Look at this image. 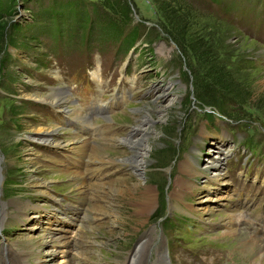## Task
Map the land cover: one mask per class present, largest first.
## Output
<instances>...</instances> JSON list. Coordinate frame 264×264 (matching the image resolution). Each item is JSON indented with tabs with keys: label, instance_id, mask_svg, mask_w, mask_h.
I'll return each instance as SVG.
<instances>
[{
	"label": "rangeland",
	"instance_id": "rangeland-1",
	"mask_svg": "<svg viewBox=\"0 0 264 264\" xmlns=\"http://www.w3.org/2000/svg\"><path fill=\"white\" fill-rule=\"evenodd\" d=\"M85 1L92 3L88 0ZM211 1L213 2H210V0H95L96 3L107 5L115 15L120 17L124 25L123 31L135 26L140 30V34L143 35V44L146 45V42H148L154 54L157 55L155 58L157 66L162 64V60L167 62L169 60L173 64L168 69L166 76L170 80H173V83L177 86L173 90V94L165 90L158 100L135 103L133 112H129L128 116L117 113L118 116L121 115L118 119L122 121L133 122V118L136 119L133 122L134 126L146 120L144 122L145 128L142 126L144 130L142 133L139 132L136 138L137 140L144 135V143L141 145L140 150L144 152L145 161H142V169L140 171L137 169L136 171L135 167H129L133 163H131L130 155H127L126 159L128 158L127 160L130 164H127L121 171V174L127 177L122 180L115 179L117 182L108 181L105 190L112 187L113 190L122 189L123 181L130 182V185L138 184L139 182L140 185L149 186L148 182L160 184L166 178V184L168 178H173L174 170L165 173L164 169L168 165L174 167L173 159L181 155L179 153L176 156L178 151L187 148L188 137L187 132L184 131L188 129V125L195 118L194 112L197 108L196 106H202L204 103H215L224 107L223 101L225 98L223 97H232L226 98L232 101L230 102L231 105L237 102L239 105L243 104L245 108L247 107L243 116L231 112L229 115L232 119L231 126L227 125L225 128L227 130L232 129L238 142L240 137L243 138L244 134L251 132V130H247V127L242 122L247 123V126L252 129V135L257 140H261L262 148L264 149V113H262L263 110L260 108L255 110L257 106L264 108V59H261V52H264V0H219L221 7H225L226 3L231 5V8L226 9L225 12L218 6L219 4L214 3L218 0ZM187 2L192 3L195 8L192 5H188ZM40 5L44 7L49 5L46 10L47 18L57 22L56 34H60L71 45L74 51H79L77 45L81 43L86 46V52L89 56L92 54V51L100 55L104 47L109 48L107 29L102 20L92 15V4H89L85 8L77 1L66 0H0V18L1 21H5V33L9 32L11 24L14 26L11 31L14 34L13 42L18 41L20 35L26 32L28 21L32 18L31 14L33 15V11ZM102 9L106 11V6H103ZM213 11L225 16L228 21L224 23L221 20L215 19ZM27 12L30 13L28 21L23 20L26 19ZM134 15H137L138 19ZM228 17L231 19V22H229ZM144 19L146 20L144 21ZM16 21H19V23ZM144 23L145 25L152 26L148 27L147 31H145ZM26 37L30 38L29 35ZM127 38L128 35H125L124 40H127ZM27 47L28 44L25 41L18 44V46L13 44L7 45L8 52L6 53L9 55L6 62L7 71L15 73L20 80L24 77L31 63L29 59L21 54L18 48L24 50ZM3 54L5 52L2 51ZM170 59L174 62L170 61ZM253 59L254 61H252ZM176 63L179 65V68ZM176 78H179L180 83L178 80H175ZM11 79L12 77L9 76L8 81ZM113 79L118 84L121 82L116 69L113 70ZM10 89V87H5V90ZM21 95L25 97L32 96L24 91H21ZM2 98L0 97V99ZM8 101L9 96H5L0 105L6 106ZM249 103L254 105L251 107L253 110L250 109ZM243 106L241 107L243 108ZM232 110H234V107H232ZM147 115H149V119ZM208 119H211V116H207ZM252 125L257 128H254ZM178 134L183 135V138L178 145H175ZM212 140L218 141L217 135L214 133L209 134V145L206 146V149L212 147ZM0 142V153L3 155L10 148L11 143H6L2 139H0ZM241 142L243 141L241 140ZM241 142L237 144L239 152L231 150L223 158H229L232 161L229 170L232 180L243 184L238 190L237 195L232 196L240 198V203L246 200L251 201L259 196L258 193L243 195V188H246V186L242 182L248 181V179L251 180L254 170L247 171L245 177L241 175L244 172V168L241 166L242 159H245L248 154L247 146ZM14 144L17 145L20 152H18L19 159L13 160L8 154H5L4 157L7 160L4 157L0 160V168H2L0 169V173L3 175L4 172H9L11 167L18 166L19 169H23V172L26 173V175L22 176V179L27 188L47 195L43 191L42 186H47L48 179L43 177L44 175L40 171H35L42 169L43 165H39L33 171L31 170L37 162H43L42 154L36 151L31 152L29 144L25 145V142L20 139L15 141ZM133 144H136V142ZM91 150L103 153V155L98 156L105 159L110 158L106 157L104 153H108L114 156V158L118 157V159L111 160V165L125 159V156L120 151H110L107 148L103 149L100 147H92ZM215 155L216 153L213 151L210 159L209 156L206 158L207 161H210V163L207 162V167L212 166V172L217 169V164H214L212 160L218 158L219 161L221 158V156L216 158ZM27 157L31 158L33 162L29 164ZM257 158L259 159L251 161L258 175V180L248 186L252 191L262 188V185H258V183L264 182V166L262 165L264 164V154ZM21 160L24 161L22 162ZM176 168L178 173L175 176L179 175V173L185 174V171L179 169V164H177ZM187 174L196 175L197 173L189 172ZM27 175H30V178L40 177V184L33 185L31 179L27 178ZM211 178L204 177V180H202V182H205L206 179L212 181L211 186H208L207 183L201 184L205 189L199 195L202 197L199 200H203L202 203L196 207L192 206L191 203L186 204L190 209L206 213V219L203 220L194 215L195 211L192 212L193 216L202 225L208 223V220L218 219V213L223 214L220 213V208L207 211L211 207V204H215V201H221L219 199L226 197L225 186L221 185V179L217 177L216 173H211ZM224 178L225 181H229V175L226 174ZM176 179L181 180L182 183L186 182L185 185L190 182V180L182 177H176ZM197 190L198 188L195 185H189L181 196L175 197L172 200L173 206L171 210L183 208V202L186 198H189L188 202L195 204L197 201V194L195 192ZM139 192V189H134L130 194H124L119 197L118 193L112 191L113 194L110 196L118 198L117 201H114L116 204L113 205L115 206L114 209L119 212V216L117 217H113L110 214L111 210L109 211L107 208L111 200L110 196L106 193L104 198L105 203L92 205L95 210H98L97 213L107 212L109 215L107 222L103 226L97 224L86 226V234L79 237L78 242L80 243L79 245L87 243L90 245V248L85 250L84 246H81L78 255L90 258L92 264H119L116 258L120 252H122L120 253L121 261L124 264H139L142 261V257L148 247L149 238H154L153 232H155L156 228L159 229V217L156 215L147 217L148 214H146L138 219L135 216L136 212H134L132 200L138 199ZM100 201L102 202V199ZM45 202L44 198L39 200V203ZM227 203L229 204L230 202L228 201ZM130 210L133 213L128 212ZM25 211H28V214L34 213L31 206H28ZM191 219L193 218L184 213L174 212L168 214L162 220L161 229L170 257L175 252V245L181 244V239L176 235V231L183 235L186 238H182L183 241H189L194 249L202 248L204 238L194 235L195 232L189 227L192 223ZM33 223H37V220ZM248 226L249 223L243 221L241 236H246L249 233ZM88 227H93V231ZM110 227L114 229L110 230ZM137 228L138 231L146 228V231L143 230L137 233ZM133 233L135 234L131 235ZM126 235H128L127 238H124ZM136 236L138 238L135 240ZM40 237L43 238L44 235L40 234ZM119 241L131 246V249L125 251V248L120 245ZM236 251L239 257L234 256L231 260L226 259V255L230 252L229 248L213 249L210 253L214 261L221 264H250L251 259L249 256L250 254L252 255L250 249L240 251L236 248ZM173 260L175 264H188V261L182 257L173 258ZM157 264H163V261L157 260Z\"/></svg>",
	"mask_w": 264,
	"mask_h": 264
},
{
	"label": "bare ground",
	"instance_id": "bare-ground-1",
	"mask_svg": "<svg viewBox=\"0 0 264 264\" xmlns=\"http://www.w3.org/2000/svg\"><path fill=\"white\" fill-rule=\"evenodd\" d=\"M145 113V112H144ZM141 115V114H140ZM149 117V115H147V118ZM149 119V118H148ZM146 120H143L142 122H141V124H139V125H136V126H143L144 127V122H145ZM148 121V120H147ZM145 128V127H144ZM144 136V135H143ZM143 136H141V138H139V139H137L135 142H136V144L137 145H142L143 143H144V137ZM210 149H212L215 153H216V155H215V157L217 158L218 156H221V154H222V148H220V145L219 144H216V142L214 141V140H212V147H210ZM213 151H212V153H213ZM212 153H211V155L209 156V159H210V157L212 156ZM130 157H131V163H133V167H135L136 168V171H137V169H139V171H140V169H142V161L144 160V152L143 151H141V150H136L134 153H132L131 155H130ZM95 158L96 159H105V158H103V157H99V156H95ZM128 159V158H127ZM223 159V158H222ZM145 161V160H144ZM207 162H209L210 163V161L208 160ZM212 162L214 163V164H219V161H218V158L217 159H214V160H212ZM208 171H207V173L205 174V178H210V179H212L211 178V173H216L217 174V177L219 178V179H221V176H220V173H219V170H218V167H217V169L215 170V171H213L212 172V166H206L205 167ZM214 179V178H213ZM204 180V179H203ZM207 180V179H206ZM209 180H207V182H208ZM115 182H117V180L115 181ZM176 182L177 183H179L181 186L182 185H185V183L186 182H184V183H182L181 182V180H179V179H176ZM122 184H123V187H122V189H115V190H113V187L111 188V189H107V190H105V193H106V191H107V195L108 196H110V195H112L113 193H112V191H114V192H116V193H118V195H119V197H121V196H123L124 194H130V192H133V190L134 189H139L140 190V192L138 193V199H134V200H132V205L134 206V212H136L137 214H135V216L136 217H138V219L139 218H141V217H143L144 215H145V213H147L148 211H149V208H150V206H151V203H152V198H153V190H152V188L150 187V186H146V185H140V183L138 182V184H133V185H130L131 183L130 182H125V181H123L122 182ZM110 187V186H109ZM108 187V188H109ZM216 188V187H215ZM217 189V188H216ZM220 194H222V193H220ZM219 194V195H220ZM219 195H218V198H219ZM117 197H112V196H110V200L111 201H109V206H107V208H108V210L110 211L111 210V212H110V214L111 215H113V217L115 216V217H117V216H119V212H117L116 211V209H114V207L115 206H113L114 204H116V202L114 203V201H117ZM113 201V202H112ZM200 208V207H199ZM204 208V207H203ZM202 209V208H201ZM207 209V208H206ZM133 213V212H132ZM231 219V218H230ZM225 223V222H224ZM224 227L225 228H227L228 227V225L225 223V225H224ZM229 230H232V229H229ZM135 250V249H134ZM136 253V252H135ZM137 256V255H136ZM134 258V257H133ZM132 259V258H131ZM135 260V259H134ZM160 262L162 261L161 259L159 260ZM129 264V263H128ZM164 264V263H163Z\"/></svg>",
	"mask_w": 264,
	"mask_h": 264
},
{
	"label": "trees",
	"instance_id": "trees-1",
	"mask_svg": "<svg viewBox=\"0 0 264 264\" xmlns=\"http://www.w3.org/2000/svg\"><path fill=\"white\" fill-rule=\"evenodd\" d=\"M4 26H5V21H1V18H0V35L2 36V34H4L5 33V29H4ZM207 95H209V94H207ZM228 97V96H227ZM228 98H232V97H228ZM188 101V100H187ZM264 102V101H263ZM247 104V103H246ZM241 105H243V104H241ZM249 105V107H250V109L251 110H253L251 107L252 106H254V105H252V104H248ZM258 107V106H257ZM256 107V109L255 110H258L259 108L260 109H262L263 111H262V113H264V108H261V107H258L257 108Z\"/></svg>",
	"mask_w": 264,
	"mask_h": 264
}]
</instances>
